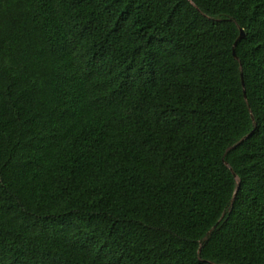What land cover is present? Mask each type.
Instances as JSON below:
<instances>
[{"label":"trees","instance_id":"obj_1","mask_svg":"<svg viewBox=\"0 0 264 264\" xmlns=\"http://www.w3.org/2000/svg\"><path fill=\"white\" fill-rule=\"evenodd\" d=\"M0 264H264V0H0Z\"/></svg>","mask_w":264,"mask_h":264},{"label":"water","instance_id":"obj_2","mask_svg":"<svg viewBox=\"0 0 264 264\" xmlns=\"http://www.w3.org/2000/svg\"><path fill=\"white\" fill-rule=\"evenodd\" d=\"M244 35V32L241 31V34L239 36V38H241ZM237 43V42H236ZM234 54L237 56V54L235 53V49H234ZM243 85L245 86V81L243 80ZM236 175V174H235Z\"/></svg>","mask_w":264,"mask_h":264}]
</instances>
